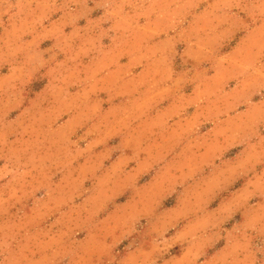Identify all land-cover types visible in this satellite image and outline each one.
Wrapping results in <instances>:
<instances>
[{
    "label": "rangeland",
    "instance_id": "1",
    "mask_svg": "<svg viewBox=\"0 0 264 264\" xmlns=\"http://www.w3.org/2000/svg\"><path fill=\"white\" fill-rule=\"evenodd\" d=\"M261 50L264 0H0V264H202L224 250L264 259V187L225 200L223 227H258L237 248L222 237L221 246L194 235L190 244L188 232L167 242L188 221L202 231V214L220 200L161 199L149 187L167 150L171 165L187 159L199 170L190 181L204 191L200 171L218 147L204 154L196 142L207 125L200 101L174 102L197 99L204 74L236 84L229 107L241 118L228 126L239 141L256 127L253 158L264 163ZM163 116L189 118L176 137L163 128V144L176 145L160 150ZM138 132L145 149L131 144Z\"/></svg>",
    "mask_w": 264,
    "mask_h": 264
},
{
    "label": "crops",
    "instance_id": "2",
    "mask_svg": "<svg viewBox=\"0 0 264 264\" xmlns=\"http://www.w3.org/2000/svg\"><path fill=\"white\" fill-rule=\"evenodd\" d=\"M235 50L236 46L228 51L226 55L229 56L233 54ZM260 53H264V50H261ZM221 65H224L223 61H221ZM204 75L205 80L201 83L203 84V87H199L200 94L197 99L193 98V96L189 94H182L174 99V102L176 103H192L200 101L201 106L199 118L202 122L206 121L207 125L201 131V137L196 140V142H198L200 147L203 148L204 154L209 145L212 144L218 147L216 153L208 160L206 166L204 165L203 169L200 171V178L206 182L204 191H197V183L194 184L193 182L196 178L190 181V178L194 177L199 170H194V165L188 163L187 159L180 167H176L175 164L171 165L168 162V159L172 156V154L167 150L164 154L160 156L157 155V157H160L161 160L153 167L151 177L153 182L149 185V187H152V190H155L154 188L156 187L158 189L156 191L158 193L157 196L161 199L175 197L177 199L185 198V200H220L215 207L208 209L206 213L202 214L203 218L201 223L196 226L202 231L195 233L196 228L193 227V222L191 223V221H188L184 225L177 227L175 232L171 234L168 239H166L167 242H173L174 238H177L179 234L182 235L184 232L186 235L188 232V235L193 233L191 235L192 238L187 239L190 241V244L193 243L192 241L194 240V235L196 237L195 241H198L201 246L210 247L222 245L225 247L237 248L247 241L249 243L252 242V239L254 238L252 232L258 227L255 224H248L245 222L242 223L241 221L235 223L233 226L223 227L222 222L225 220V213L223 211L226 208L227 201L236 202V200L239 199L257 196L258 191L256 189H258V186L264 187V163L257 165L256 160L253 158L255 153H260V151L257 150L256 140L258 132L256 127L251 125L247 132V138L243 141H239L238 138L234 137L235 131L232 129L230 130L228 126L231 123H235V120L241 118V111L237 109V106H233L231 108L229 107V105L234 102L232 101L234 95L231 91L235 90L236 84L224 81V79L219 78L218 76H216V78H208L206 77V74ZM228 88L231 89L228 90ZM222 95L225 96L223 100H218L215 104H208L211 97L219 99ZM197 117L198 116H195L196 120ZM188 118L189 117L185 118L183 122L181 119L179 121H173L171 117L166 118V116H163L158 126V129L162 128L161 130H163V133L161 134L163 135V139H159L156 136L154 137V140L157 141V148L162 150L168 149V145H176V134L178 132L183 134L180 126L186 124ZM165 126H175V137L173 139V143L168 140V143L165 142L163 144V142L166 141V133L163 129ZM188 134L186 133L184 135ZM225 134H231V136H233L227 144L224 143ZM214 135L215 137L212 139L211 136ZM137 137L136 142H131V144L138 145V150L145 149L140 145L142 140L140 132L137 133ZM122 140L127 142L125 139ZM186 140L187 139H184V141ZM242 142L244 145L238 148V145ZM174 147L169 149L171 150ZM234 147L237 148V152L234 150ZM184 149L188 150V145H185ZM232 149L234 150L232 151L234 153L230 157L218 158L220 155L224 154L225 151H230ZM243 154H247L250 157L245 158V160L241 159ZM144 163L145 161L137 163L134 168L136 174L142 171V164ZM258 167H261L262 169L258 171ZM258 229H264V226ZM199 234L200 236H198ZM219 239L223 240L222 244L217 243ZM174 242H177V239H175ZM222 252L223 258H218L219 255H207L203 257L202 264H264V259L261 260V258H257L255 253H250L244 258L237 255L232 256V258L229 259L226 257V255L230 253L229 250H224ZM220 259H222V262Z\"/></svg>",
    "mask_w": 264,
    "mask_h": 264
}]
</instances>
